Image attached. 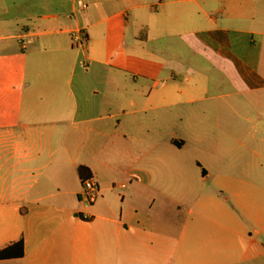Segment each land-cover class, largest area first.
Returning a JSON list of instances; mask_svg holds the SVG:
<instances>
[{"label": "crops", "instance_id": "obj_1", "mask_svg": "<svg viewBox=\"0 0 264 264\" xmlns=\"http://www.w3.org/2000/svg\"><path fill=\"white\" fill-rule=\"evenodd\" d=\"M259 2L26 8L0 47L17 41L24 52L0 82V250L22 241L24 256L0 264H264V194L230 180V196L202 193L189 209L178 161L187 143L155 129L178 106L216 98L194 58L232 72L238 87L264 86ZM80 167L100 187L92 205L80 198Z\"/></svg>", "mask_w": 264, "mask_h": 264}, {"label": "rangeland", "instance_id": "obj_2", "mask_svg": "<svg viewBox=\"0 0 264 264\" xmlns=\"http://www.w3.org/2000/svg\"><path fill=\"white\" fill-rule=\"evenodd\" d=\"M39 0H0V47L5 45L4 36L16 34L15 20L21 21L27 7ZM15 3L19 6H15ZM257 8L264 10V0ZM258 16V29H264V19ZM26 24V23H24ZM20 28L19 33H20ZM18 32V31H17ZM255 40L259 38L255 37ZM12 51L0 53V82L9 81L8 69L18 65L24 53L19 44H13ZM185 47L179 42V61H185ZM259 66L264 68V52L261 51ZM200 72L209 77V96L213 101H200L188 106L177 107L175 115L162 120L156 131H160L162 141L168 137L184 140L186 148L178 154L181 176L189 178V209L192 199L202 193L220 198L230 196V180L242 181L236 192L264 194V86L251 88L233 82L231 73L220 74L215 63L208 64L203 59L194 58ZM261 75L264 76L263 73ZM220 79L225 80L220 84ZM237 83V82H236ZM185 85V84H184ZM178 82V86H184ZM202 97V94L199 95ZM239 101V106L233 104ZM189 109V118L183 113ZM164 118V117H162ZM204 169L205 181L200 180ZM238 187V190H237ZM177 189H181L180 186ZM239 192V193H240Z\"/></svg>", "mask_w": 264, "mask_h": 264}, {"label": "built area", "instance_id": "obj_3", "mask_svg": "<svg viewBox=\"0 0 264 264\" xmlns=\"http://www.w3.org/2000/svg\"><path fill=\"white\" fill-rule=\"evenodd\" d=\"M21 44H24V41H22ZM82 188L81 200L87 205L96 203L100 197V187L98 183L91 177L86 178L82 181Z\"/></svg>", "mask_w": 264, "mask_h": 264}, {"label": "trees", "instance_id": "obj_4", "mask_svg": "<svg viewBox=\"0 0 264 264\" xmlns=\"http://www.w3.org/2000/svg\"><path fill=\"white\" fill-rule=\"evenodd\" d=\"M86 168H79V175L82 179H85L84 173L86 172ZM24 256V245L22 241H19L10 247L0 250V261L12 260V259H20Z\"/></svg>", "mask_w": 264, "mask_h": 264}]
</instances>
